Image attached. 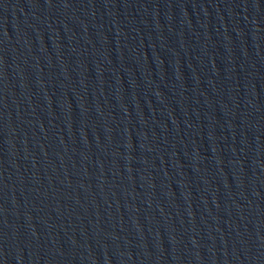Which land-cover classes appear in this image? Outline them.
Returning a JSON list of instances; mask_svg holds the SVG:
<instances>
[{
    "label": "water",
    "instance_id": "obj_1",
    "mask_svg": "<svg viewBox=\"0 0 264 264\" xmlns=\"http://www.w3.org/2000/svg\"><path fill=\"white\" fill-rule=\"evenodd\" d=\"M0 264H264V0H0Z\"/></svg>",
    "mask_w": 264,
    "mask_h": 264
}]
</instances>
